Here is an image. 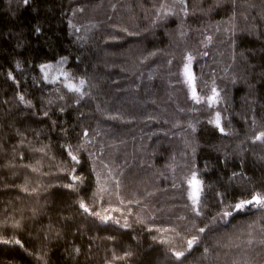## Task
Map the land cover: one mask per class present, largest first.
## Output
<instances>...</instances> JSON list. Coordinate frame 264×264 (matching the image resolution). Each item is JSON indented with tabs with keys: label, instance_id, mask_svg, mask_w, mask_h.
<instances>
[{
	"label": "trees",
	"instance_id": "1",
	"mask_svg": "<svg viewBox=\"0 0 264 264\" xmlns=\"http://www.w3.org/2000/svg\"><path fill=\"white\" fill-rule=\"evenodd\" d=\"M262 134L264 0H0V264H264Z\"/></svg>",
	"mask_w": 264,
	"mask_h": 264
},
{
	"label": "rangeland",
	"instance_id": "2",
	"mask_svg": "<svg viewBox=\"0 0 264 264\" xmlns=\"http://www.w3.org/2000/svg\"><path fill=\"white\" fill-rule=\"evenodd\" d=\"M68 59L61 58L58 61L46 64L40 67L43 80L51 84H62L70 88H77L80 90L82 83L74 80L68 70ZM195 194L199 191V186L195 185ZM194 186V187H195Z\"/></svg>",
	"mask_w": 264,
	"mask_h": 264
},
{
	"label": "water",
	"instance_id": "3",
	"mask_svg": "<svg viewBox=\"0 0 264 264\" xmlns=\"http://www.w3.org/2000/svg\"><path fill=\"white\" fill-rule=\"evenodd\" d=\"M187 69V71H186ZM185 79L186 81H188L189 85H190V94H191V98L195 99L197 98V91L195 89L194 83H195V74L192 70V68L190 66L185 67ZM215 126H219V120L216 119L215 120ZM220 132H222V129L220 128L219 130ZM196 188V186L194 187V189Z\"/></svg>",
	"mask_w": 264,
	"mask_h": 264
},
{
	"label": "snow or ice",
	"instance_id": "4",
	"mask_svg": "<svg viewBox=\"0 0 264 264\" xmlns=\"http://www.w3.org/2000/svg\"><path fill=\"white\" fill-rule=\"evenodd\" d=\"M25 2H27V0H25ZM186 71H187V69H186ZM262 135H264V134H262ZM74 160L76 159V157H72ZM74 179H79L78 177H74ZM255 201H256V203L257 204H260L261 206H264V198H262V197H260V196H256V197H254L253 198ZM252 203V201L251 200H249V201H241L239 204H237V205H235V207L237 208V209H242L243 207H244V205L245 204H251ZM81 207H85V205L83 204V203H81ZM85 210L87 211V208H85ZM229 213H225V215H228ZM98 215V214H97ZM201 231H203V229H201ZM5 243H7V241H5ZM15 243H17V244H19L20 243V241H15ZM192 243H193V241L192 240H190V241H188V245H189V247H191V245H192ZM183 255V253H177V257L179 258L180 256H182Z\"/></svg>",
	"mask_w": 264,
	"mask_h": 264
}]
</instances>
